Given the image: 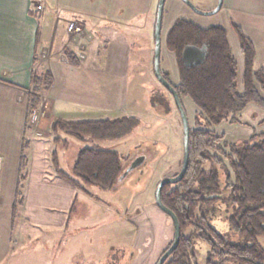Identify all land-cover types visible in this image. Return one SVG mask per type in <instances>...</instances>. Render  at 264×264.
I'll return each instance as SVG.
<instances>
[{
  "label": "rangeland",
  "instance_id": "obj_1",
  "mask_svg": "<svg viewBox=\"0 0 264 264\" xmlns=\"http://www.w3.org/2000/svg\"><path fill=\"white\" fill-rule=\"evenodd\" d=\"M190 2L199 10L206 12L215 8L217 0H190ZM157 3L158 0H138L135 10L144 14L135 16L132 24H146L152 33ZM164 9L165 23L171 18V23L178 19H188L202 26L215 24L228 31L230 41L231 34L234 33L231 25L238 23L253 30L256 43L264 44V20L261 18L264 15L260 13L264 11V0H223L221 9L212 15L198 14L181 0H166ZM254 16L259 18L255 19ZM104 22L109 25L113 21L106 19ZM115 25L120 27L116 22ZM72 37H76L74 40L77 41L74 47H79L73 53L77 60L83 62L88 52L83 51V44H80L78 33L75 32ZM160 37L161 71L163 73L168 71L166 80L177 85L176 59L166 49L162 31ZM129 43L131 47L129 64L117 66L121 70L118 76L110 75V65L106 63V60L103 63L102 60L106 57L104 55L108 53V45L104 48L101 42L99 49L95 48L100 54L99 65L90 68L82 62L79 65L72 64V71L67 73L68 80H61L57 87L59 93L63 91V97L67 95L71 99L70 102L68 104L57 102L55 111H52L46 103L47 93H43L38 121L29 123V134H33L34 137L46 143L41 144V147L47 148L45 149L48 162L47 175L57 178L50 164V152L53 147L49 133L52 120L59 117L69 120H86L107 119L110 115L111 117L114 115L135 116L140 120L139 125L132 133L119 140L89 139L82 143L60 134L68 142L63 146L59 144L55 149L59 168L68 175H72L73 163L82 147L117 151L125 158L122 160V173L135 157L144 155L145 160L127 173L122 180L117 181L112 190L90 186L87 187L88 195L78 193L71 222L66 231L61 229V223L42 230L39 226L25 220L26 222L23 223L25 240L23 243L19 241V246L15 243L10 264H156L162 251L173 240L172 221L157 207L154 195L159 181L174 176L181 168L183 156L181 120L173 97L154 75L153 41L150 42L148 36L141 39L139 35L134 34L129 37ZM60 56L65 55L60 54ZM45 67H47L46 64L41 66L40 71L38 70L39 74ZM96 67L98 70L95 69ZM179 96L188 118L190 131L195 130L198 127L196 126L198 111L189 98ZM120 101V105L116 107L118 111L115 113L106 108L107 106L115 107ZM84 103L106 109L101 110L97 107L83 109ZM58 109H62L67 116H58L56 114ZM230 129V124L225 123L215 132L221 133L223 130L229 133ZM231 136L230 133L226 135L225 140H228V144L234 142ZM243 142L245 141L235 140L232 146L239 147ZM229 150L230 148L226 146L224 152L227 153ZM217 157L222 160L224 167L228 168L227 160L220 155ZM193 161H196V154ZM214 169L219 175L220 185L223 188L226 169L216 164ZM225 194V192L222 193L223 199L215 204L212 224L230 241L242 242V238L228 229L223 220L231 211V204ZM54 211L58 212V210ZM52 220L57 221L60 218L54 213ZM17 226L15 223L13 236L19 237L20 240L22 233L15 231ZM194 241L196 244L193 251L194 264H206L208 246L199 238H195ZM257 241L264 249V237H258ZM227 264L237 263L230 261Z\"/></svg>",
  "mask_w": 264,
  "mask_h": 264
},
{
  "label": "trees",
  "instance_id": "obj_2",
  "mask_svg": "<svg viewBox=\"0 0 264 264\" xmlns=\"http://www.w3.org/2000/svg\"><path fill=\"white\" fill-rule=\"evenodd\" d=\"M231 26L243 57L240 77L227 33L221 26L200 27L189 20L178 19L165 36V47L176 59L178 83L174 88L195 106L198 127L190 131L189 162L183 178L162 188V203L176 215L180 226L178 245L163 264H194L195 238L209 248L206 264H227L230 261L264 264V249L257 241L258 237H264V134H254L235 147L232 146L234 142L227 143L224 133L215 132L223 122H238V114L250 103L264 109V66L255 67L254 45L237 25ZM187 44L207 46V55L201 64L186 67L182 63L181 52ZM64 55L68 62L78 65L72 50L65 49ZM164 76L168 79L166 74ZM51 85L52 76L47 70L32 78L26 130L30 128L31 112L40 106L42 94L47 93ZM139 123L135 116L86 120L55 118L49 133L53 147L50 164L55 176L86 195L90 186L112 190L122 174V160L125 158L120 153L82 147L73 163L72 175H68L60 170L55 149L59 144L67 145L68 140L62 138V134L82 143L89 139L113 141L128 136ZM226 146L230 148L227 153L224 152ZM29 147L30 141L24 138L13 217L18 215L24 203ZM194 154L196 161H193ZM217 155L227 160L228 168ZM215 164L226 169L223 188ZM224 192L231 211L223 220L228 229L242 238V242L230 241L212 224L215 204L223 199L221 194ZM75 203L76 199L70 206L69 215Z\"/></svg>",
  "mask_w": 264,
  "mask_h": 264
},
{
  "label": "crops",
  "instance_id": "obj_3",
  "mask_svg": "<svg viewBox=\"0 0 264 264\" xmlns=\"http://www.w3.org/2000/svg\"><path fill=\"white\" fill-rule=\"evenodd\" d=\"M137 2L138 0H0V155L3 158L0 172V264H10L15 243L19 246V241L24 242L25 220L39 226L42 230L61 223V229L66 231L72 217V213L69 215L70 206L81 193L62 180L47 175L48 162L45 150L47 148L41 147V144L46 143L34 137L33 134H29V129L26 130L28 96L32 78L39 75L38 70L40 71L41 66L46 64L47 67L44 70L52 76V85L46 95L48 107L55 111L57 102L64 104L70 102L71 99L67 95L63 97V91L59 93L57 87L61 80H68L67 73L72 71V64L60 54L64 55V50L67 48L73 52L79 48L74 47L77 45V41L74 40L76 37H72L75 32L79 34L83 51L88 52L83 62L78 60V65L81 62L83 65L86 63L90 68L99 65L98 49L101 42L104 48L108 45V53L104 55L106 57L102 61L104 63L106 60V63L110 65V75L121 74L117 66L129 64L131 35L137 34L141 39L148 36L150 42L154 43L153 32H150L149 26L143 23L132 24V19L140 14L135 10ZM150 5L151 1L149 7ZM260 13L264 15V11ZM142 14L144 13L140 15ZM165 16L164 9L161 29L164 33V42L167 31L174 23L173 21L171 23V18L165 23L163 21ZM261 18L264 20V17L261 16ZM106 19L113 22L108 25L104 22ZM115 22L120 27L116 26ZM191 22L194 23V21ZM195 24L200 27L215 25L202 26L197 22ZM237 25L254 45L255 67L264 66V44L256 43L252 29L238 23ZM227 36L237 63L238 77H240L243 57L238 40L234 33L231 34V41L230 35ZM95 48L98 49L95 50ZM95 69L98 70V67ZM107 72L110 73V70L107 69ZM164 73L168 74V71ZM120 103L121 101L115 107L107 106L106 108L115 113ZM90 107L98 108L99 106L83 104V109ZM103 108L106 109L105 107L98 109L103 110ZM56 111L58 116H67L62 109ZM111 116L110 119L119 118V116ZM237 120L238 122L235 123H226L230 124L229 133L234 142L238 139L249 140L255 133L264 134V109L255 104H248L238 114ZM223 124L225 123L220 125ZM220 125L215 129L219 130ZM221 132L225 136L229 134L223 130ZM24 138L30 141L29 161L23 189L24 203L16 218L13 217L12 208ZM54 213L60 218L57 220L58 223L52 220ZM15 223L20 226L15 229L16 232L22 233L20 240L19 237L13 236Z\"/></svg>",
  "mask_w": 264,
  "mask_h": 264
},
{
  "label": "water",
  "instance_id": "obj_4",
  "mask_svg": "<svg viewBox=\"0 0 264 264\" xmlns=\"http://www.w3.org/2000/svg\"><path fill=\"white\" fill-rule=\"evenodd\" d=\"M165 1L166 0H158L157 8H156L155 24H154V31H153V36H154L153 72L157 80L164 86V88L173 97L175 106L179 113L181 125H182L183 156H182V164H181V168L179 172L172 177L161 179L155 189V195H154L155 203L160 210H162L165 214H167L171 218L173 229H174L173 240L171 244L159 256L156 264L164 263L167 257L177 247L179 239H180V226H179L178 219L176 215L162 203L161 192H162V188L164 187V185L177 183L183 178L187 170L188 162H189V137H190L189 122H188L186 112L181 103L180 96L178 92L176 91V89L174 88V85L168 80H166V78L164 77V73L161 71V67H160V50H161L160 35H161L162 18H163V10H164ZM181 1H183L191 10L201 15L215 14L221 9L222 4H223V0H217L215 8H213L210 11L203 12L199 10L198 8H196L194 4L190 2V0H181ZM206 55H207L206 45L203 44L201 46H197L194 44H187L182 49L181 61L186 67H194V66L201 64L205 60ZM144 160H145L144 155L135 157V159H133V161L129 164V166L121 174V176L119 177V180H122L123 177L127 173H129L130 171L138 167L140 164H142Z\"/></svg>",
  "mask_w": 264,
  "mask_h": 264
},
{
  "label": "built area",
  "instance_id": "obj_5",
  "mask_svg": "<svg viewBox=\"0 0 264 264\" xmlns=\"http://www.w3.org/2000/svg\"><path fill=\"white\" fill-rule=\"evenodd\" d=\"M39 110H40V107L34 109L31 112L30 117H29V123H33V122H37L38 121L39 112H40ZM38 135H40V134H38ZM2 164H3V158L0 155V172H1V169H2Z\"/></svg>",
  "mask_w": 264,
  "mask_h": 264
},
{
  "label": "flooded vegetation",
  "instance_id": "obj_6",
  "mask_svg": "<svg viewBox=\"0 0 264 264\" xmlns=\"http://www.w3.org/2000/svg\"><path fill=\"white\" fill-rule=\"evenodd\" d=\"M167 76H168V74H167Z\"/></svg>",
  "mask_w": 264,
  "mask_h": 264
}]
</instances>
